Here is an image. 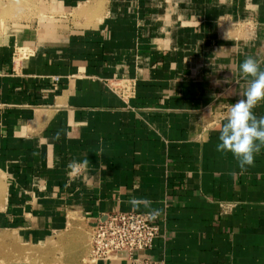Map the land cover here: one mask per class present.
<instances>
[{
	"label": "crops",
	"instance_id": "0c3cea01",
	"mask_svg": "<svg viewBox=\"0 0 264 264\" xmlns=\"http://www.w3.org/2000/svg\"><path fill=\"white\" fill-rule=\"evenodd\" d=\"M246 56L264 0L1 3L0 264L117 211L159 216L165 264H264V148L243 173L216 151Z\"/></svg>",
	"mask_w": 264,
	"mask_h": 264
},
{
	"label": "clouds",
	"instance_id": "9594fccd",
	"mask_svg": "<svg viewBox=\"0 0 264 264\" xmlns=\"http://www.w3.org/2000/svg\"><path fill=\"white\" fill-rule=\"evenodd\" d=\"M255 57L246 56L239 65L241 78L247 81V87L239 95L242 97L231 104L225 121L219 129L216 151L230 153L243 173L255 163V157L264 148V116H257L254 109L264 102V68ZM230 83L229 78H225ZM88 160L84 161L86 165ZM81 165L70 162L73 171Z\"/></svg>",
	"mask_w": 264,
	"mask_h": 264
},
{
	"label": "built area",
	"instance_id": "2783aa9c",
	"mask_svg": "<svg viewBox=\"0 0 264 264\" xmlns=\"http://www.w3.org/2000/svg\"><path fill=\"white\" fill-rule=\"evenodd\" d=\"M126 90V87H121ZM125 92V95L131 93ZM91 261L119 259L129 264H165L146 254L159 236V216L152 212L117 211L91 222Z\"/></svg>",
	"mask_w": 264,
	"mask_h": 264
},
{
	"label": "rangeland",
	"instance_id": "374dc122",
	"mask_svg": "<svg viewBox=\"0 0 264 264\" xmlns=\"http://www.w3.org/2000/svg\"><path fill=\"white\" fill-rule=\"evenodd\" d=\"M5 1L0 0V4ZM70 216L69 220L72 219L73 224H69L68 220V229L57 233L35 249H22V255L28 257L25 259L37 264H82L89 259L92 224L83 220L77 221L73 215Z\"/></svg>",
	"mask_w": 264,
	"mask_h": 264
},
{
	"label": "bare ground",
	"instance_id": "6f19581e",
	"mask_svg": "<svg viewBox=\"0 0 264 264\" xmlns=\"http://www.w3.org/2000/svg\"><path fill=\"white\" fill-rule=\"evenodd\" d=\"M70 217H72V216H70ZM73 218H74V217H73ZM71 220H72V219L69 220V224H73ZM73 220H75V219H73ZM69 224H68V225H69ZM73 226H75V225H73ZM72 229H73V228H72Z\"/></svg>",
	"mask_w": 264,
	"mask_h": 264
}]
</instances>
